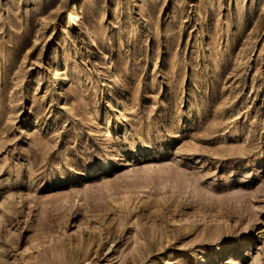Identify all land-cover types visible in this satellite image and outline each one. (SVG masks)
<instances>
[{
	"label": "rangeland",
	"instance_id": "rangeland-1",
	"mask_svg": "<svg viewBox=\"0 0 264 264\" xmlns=\"http://www.w3.org/2000/svg\"><path fill=\"white\" fill-rule=\"evenodd\" d=\"M201 260L264 264V0H0V264Z\"/></svg>",
	"mask_w": 264,
	"mask_h": 264
},
{
	"label": "bare ground",
	"instance_id": "bare-ground-1",
	"mask_svg": "<svg viewBox=\"0 0 264 264\" xmlns=\"http://www.w3.org/2000/svg\"><path fill=\"white\" fill-rule=\"evenodd\" d=\"M72 20L75 21V24H73L72 27L81 26L82 20H81V17L79 15V13L75 14V16H74V18ZM85 31H87V30H85ZM86 33H88V32H86ZM101 64H106L107 65V63L105 61V57L101 58ZM108 71H109V67H106V70H105L106 73L105 74H107ZM113 78H114L113 83L118 82V79H117L116 76H114ZM57 93H58V91H57ZM170 256H172V253L170 254ZM205 262H206L205 260H201L200 261L201 264H205Z\"/></svg>",
	"mask_w": 264,
	"mask_h": 264
}]
</instances>
